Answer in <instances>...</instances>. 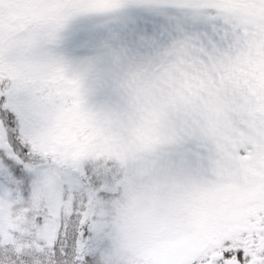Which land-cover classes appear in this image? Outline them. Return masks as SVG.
Segmentation results:
<instances>
[{
  "label": "snow or ice",
  "instance_id": "6c2138e0",
  "mask_svg": "<svg viewBox=\"0 0 264 264\" xmlns=\"http://www.w3.org/2000/svg\"><path fill=\"white\" fill-rule=\"evenodd\" d=\"M145 153L249 195L184 264H264V0H0V264H100L85 202Z\"/></svg>",
  "mask_w": 264,
  "mask_h": 264
},
{
  "label": "rangeland",
  "instance_id": "374dc122",
  "mask_svg": "<svg viewBox=\"0 0 264 264\" xmlns=\"http://www.w3.org/2000/svg\"><path fill=\"white\" fill-rule=\"evenodd\" d=\"M152 158V154L145 153L118 162L127 172L125 184L127 187L136 184L139 187L137 191L126 190L120 196L114 195L121 188L110 181L112 178L119 177V169L116 165L114 170L103 175L100 183L91 189L85 202L83 215L92 231L93 242L100 250V264H184L187 253L196 247L203 237L215 235L225 227L221 225L188 226L183 238L191 235V232L196 233L195 238H197L190 240V238L183 239L178 234L160 236L159 230L162 226H158L154 230L157 239L153 241L154 258L152 260L150 236L153 234V225L118 222L119 220L114 218L117 214L115 207L118 204H125L122 198H124L123 201H127L128 198L142 203L148 201L149 187L153 184ZM146 186L148 190L144 189ZM108 206L111 207V214H108ZM20 220L25 227L31 226V219L24 217L23 214Z\"/></svg>",
  "mask_w": 264,
  "mask_h": 264
},
{
  "label": "flooded vegetation",
  "instance_id": "af4514ba",
  "mask_svg": "<svg viewBox=\"0 0 264 264\" xmlns=\"http://www.w3.org/2000/svg\"><path fill=\"white\" fill-rule=\"evenodd\" d=\"M153 184L149 187V198L145 203L133 199L118 210L116 219L133 224L153 225L150 236L153 260V241L157 239L154 230L158 226L160 236L179 235L183 238L188 226L221 225L238 220L243 214L241 205L249 195L233 184L218 182L197 170L163 160L153 155ZM119 174L125 171L118 164ZM122 181H117L120 187ZM123 190L137 191L136 184ZM145 190L147 189L144 187ZM118 190L117 196L121 194ZM120 214L122 216H120ZM176 226H178L176 228ZM162 231V232H161ZM196 233L184 237L196 240ZM180 237V238H181ZM189 240V241H190Z\"/></svg>",
  "mask_w": 264,
  "mask_h": 264
}]
</instances>
